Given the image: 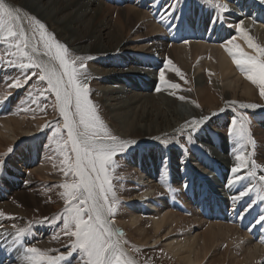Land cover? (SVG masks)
Here are the masks:
<instances>
[{"label":"rangeland","instance_id":"rangeland-1","mask_svg":"<svg viewBox=\"0 0 264 264\" xmlns=\"http://www.w3.org/2000/svg\"><path fill=\"white\" fill-rule=\"evenodd\" d=\"M98 1L120 10L126 7L137 8L145 12L147 17H155L154 11H151V7H149L150 2L148 0H143L140 3H138V0ZM177 1L179 15L184 14L186 3L193 8H199L203 5L206 16L215 6V0L212 4L206 3L205 0ZM227 2V0H219L221 4ZM260 7L264 8V5H260ZM19 8L21 9L20 15L23 25L27 28V36L29 38L35 36L32 43L39 50L43 51V46L39 43V29L33 17L46 26L45 32L51 34L50 38L53 42L63 43L73 58H83L82 62L85 64L83 71L87 73V83L90 89L89 98L96 106L97 115L106 126V129L119 138L138 142L136 147L127 149L120 156L114 157L116 165L109 168L108 174L112 192L115 193L114 201L111 196L109 197L110 201L115 204V212L109 219L112 223L116 219L123 221L124 224L117 225L118 238L123 247L131 250L140 264L182 263H178L173 259L165 249L164 243L166 240L164 239L171 236L172 233L168 232V227H165L159 234L153 232L151 217L143 202H139L144 207L137 218L136 225L129 223V215L132 214V206L135 203L129 196L137 193L143 194L145 188H151L154 190L152 198L145 197L156 208L151 213L158 214L167 210L184 217L203 215L202 217H206L205 219L214 221L211 214H207L205 211L206 201L209 198H206L203 192L196 191V189L194 194L189 192L192 189V183L185 181V170L193 171L195 178L200 177V180L211 179L217 188L216 194L220 195L224 201H228L231 196H238L241 191L251 188V191L242 197L243 201L235 202V205L238 208H243L245 204L249 205V203L255 201L250 211L255 215H264V199H262L264 197V190H262L264 189V182L259 180V177L264 175V162L259 149H257L258 144L256 143L253 149L250 148L251 137L249 134L251 130H260L264 126V121H257L246 110V107H241V105L250 103L264 105V98L260 96L257 85L250 81L253 92L251 97L233 98L235 103L232 102L230 107L233 108L234 113L228 110L216 113L195 133L191 132L185 124L178 123L177 126L166 128L161 133L167 136V140L170 141L164 139L159 142L150 141L153 135L144 132H151L146 127L139 133L133 132L120 135L117 130L119 125L111 118V113L106 107L108 103L114 104L115 101L103 102L101 100L103 88L112 86L114 90H117L122 87L124 91L122 96L131 95L140 92V90L136 86L134 88L128 86L124 78L109 83L106 76L96 73L97 70L134 68L129 62L124 64L123 50L136 55L140 51L138 49L143 41L147 42V47L161 45L155 47L156 57L159 58L155 67L156 79L151 84L153 87L147 90L148 92L146 91L145 96L157 100V89L166 85L170 89L169 93L173 101L193 103L204 112L208 107L201 105L195 94V79L200 73H196L194 67L199 59H193L190 52L187 56L180 55L190 65L188 69L182 65L180 59H174L173 56L169 55L168 49L172 45H179L181 41L169 39V31L164 25L157 35L153 36L140 28L137 36H127L125 42H122L116 49L110 48L107 51L98 53L81 52L77 48L78 45L71 42V40L68 41L67 38L65 39L56 31L55 25L47 19L40 17L24 5L19 4ZM113 16H107L110 23L114 19ZM219 20L221 21V17H219ZM255 23L249 15L240 18L238 24H240L244 34L241 35L240 32L239 34L243 36L244 40H246L245 36L250 37L253 43L264 48L262 41L254 34ZM83 35L86 34L83 33ZM104 35L106 36V34ZM84 37L79 39L81 44L88 41L87 37ZM230 40H225V48L232 50V54H230L232 59H234V56L240 58L241 52L248 56L259 57L258 48L253 49L247 40L249 50L238 43L235 46L233 43L236 42L231 41L229 43ZM184 43L187 48L191 47L190 40H186ZM21 48H23V44H21ZM25 52L26 55L20 54L15 46V41H0V128L2 127V121L5 120L20 123V125H17L19 128L15 129L16 134L20 135L18 142L4 140L0 144V159L4 160L3 166L0 167V213H2L0 215V225L3 226L0 231L3 230L5 232L2 231L4 236L14 242L12 225L26 227L29 231L21 238L20 243H17L22 247L23 252L27 247H36L42 251L46 250L49 255L53 256L60 253L66 254L70 250L71 241L63 231L64 189L60 185L71 182L72 177L71 175H65L64 154L59 148V145H62L66 140V131L62 128L63 118L58 113L54 94L47 91L46 81H40L38 75L35 74L39 69L21 67V65L30 62L28 56H33L29 49H25ZM88 57H91V59H87ZM79 63L81 61H76L77 65ZM243 67L247 68V66ZM177 69L180 72L179 75ZM236 69L245 81H249L246 78V75H248L246 71H242L241 67L237 65ZM201 71V74H204L203 80H205L207 86L210 85L211 80L217 79L216 73L209 71L206 67H203ZM161 72H163L164 79L160 78ZM17 79L26 82L19 88H13L12 85ZM172 84H176L178 87L174 89ZM7 93L9 95L5 98ZM181 96L185 99L181 100ZM223 101L221 99L218 101V110L223 106ZM233 120H236L237 128L243 126L244 133L242 137L237 134H229L228 128ZM142 122L149 123L146 119H143ZM112 123L116 125L114 126ZM182 125H185V130L178 132L177 130ZM58 126L61 130L56 132ZM20 130H28L29 132L20 134ZM218 139H221L223 143L221 148ZM9 148L13 149L11 153L8 152ZM16 149L35 150L39 153V160L23 166V170H15L14 152ZM240 153H243L248 160V168L241 173L246 178L237 181L231 173V168L236 163L235 156ZM253 164H255V167H253ZM248 172H252L254 175H248ZM142 174H146L150 182L141 185L138 178ZM230 179L232 180L231 184L229 183ZM204 183L200 185L201 189H203ZM185 184H187V188L184 187ZM44 207H48V209L44 210ZM229 218V223L232 224L235 217ZM41 220H46V222L40 223ZM243 225L246 226L247 230H251L247 223ZM205 226L206 220H203L201 225L193 228L194 234L198 235L199 242ZM176 230L177 237L183 238L186 233L185 229L178 226ZM243 231L245 230L243 229ZM159 235H161V238H159ZM255 235L257 236V234ZM140 238L144 240L139 241ZM219 250L221 257L224 253V246H221ZM25 254L27 255V253ZM117 255H121V252H117ZM82 257L83 253L75 252L70 258L71 264H83ZM121 260L128 261L124 254L121 255ZM11 264L17 263L12 261ZM62 264H67V262H62ZM224 264H227V262Z\"/></svg>","mask_w":264,"mask_h":264},{"label":"bare ground","instance_id":"bare-ground-1","mask_svg":"<svg viewBox=\"0 0 264 264\" xmlns=\"http://www.w3.org/2000/svg\"><path fill=\"white\" fill-rule=\"evenodd\" d=\"M142 1L138 0V3ZM227 1L226 4L229 11L220 13L214 6L213 10L206 16L203 11V5L199 8H193L186 3L184 14L179 15L177 0H148L151 11L155 13V17H152L153 19L147 17L145 12L137 8L115 9L104 5L98 0H6V3L13 8H19V4L24 5L40 17L47 19L55 25L56 31L64 36L65 39L71 40V42L78 45L77 48L81 52L87 53L104 52L110 48L116 49L122 42H125L127 36H137L140 28H143L147 34L153 36L157 35L163 25L166 26L169 31V39L181 41L179 45H172L168 49L169 55L173 56L174 59H180L179 61H181L182 65L187 68L190 65L180 55L187 56L188 52H190L193 59H199L194 67V71L198 74L200 73L195 79V94L201 105L208 107L204 112L193 103L173 101L170 97V89L166 85L157 89V100H152L145 96L146 91L153 87L151 84L156 79L155 67L159 58L156 57L155 47L161 45H150L147 47V42L143 41L141 45L139 44L138 50L140 51L136 55L123 50L124 64L129 62L134 68L126 70L106 68L96 72L106 76L109 83L124 78L128 86L133 88L136 86L140 90V92L122 96L124 92L122 87L117 90H114L112 86L103 88L101 100L103 102L115 101L114 104L108 103L106 107L111 113V118L119 125L117 128L119 134L139 133L146 127L151 132H144L150 133L151 136L153 135L150 141L159 142L162 139L170 141L167 140V136L161 134L166 128L177 126L178 123L186 125V122L190 123L194 118L199 119L202 116H207L211 119L216 113H221V109L234 113L233 108L230 107L233 98H243V96L244 98H249L253 94L251 82L245 81L237 71L230 53L225 48V40L231 39L230 41L236 42L233 43L235 46L238 43L249 50V45L236 28L240 18L249 15L256 22L254 34L257 35L264 45V8L260 7V5H264V0ZM173 5L175 6V12L173 17L169 18L168 13L172 11ZM108 15H114L112 23L107 19ZM219 17H221V21ZM214 19L215 23H213ZM83 33L86 35H83ZM84 36L87 37L88 41L85 44H81L79 39L85 38ZM186 40L191 41L190 48H187L184 43ZM32 45L34 44L32 43ZM28 49L31 51V47ZM38 51L43 53L39 49ZM32 54L33 56L36 55L35 53ZM37 58L41 62H48V57L42 54ZM203 67L216 73L217 79L211 80L209 86L203 80L204 74H201ZM8 95L7 93L5 98ZM220 99L225 101H223L221 109L218 110L217 103ZM1 104L3 105V103ZM251 104L254 103L247 105ZM255 105V108L246 107V110L257 121H264V105ZM60 117L62 116L60 115ZM143 119H146L149 123H143ZM129 120L130 122L128 123ZM131 120H133V124ZM116 124L113 125L115 126ZM17 125H20V123H14L11 120L2 121L0 144L4 140L18 142L20 135L18 136L15 131V129L19 128ZM130 127L131 129L129 130ZM20 131V134L29 132L28 130ZM249 134L251 137L250 148L253 149L257 143V149H259L264 162V126L260 130L249 131ZM120 139L126 140L122 137ZM135 142L128 149L136 147L138 142ZM218 144L220 148L223 147L221 139H218ZM38 160L39 153L35 150L16 149L14 152L15 170H23V166ZM138 179L141 185L147 184L148 181L150 182L146 174L140 175ZM185 181L192 183V189L189 190L190 193L194 194L196 189V191L203 192L206 198H209L206 201L205 211L207 214H211L214 221L205 219L206 217H202L203 215H198L199 217H184L167 210L158 214L151 213L156 208L145 197L152 198L154 190L145 188L143 194L137 193L129 196L131 200L135 201L132 206V214L129 215V223L136 225L137 218L144 207L139 202H143L147 208L146 211L151 217L153 232L159 234L165 227H168V232L172 233L171 236L164 239L166 240L164 245L166 251L178 263L203 264L206 262L207 264H214L218 262L217 264H224L227 262V264H264V223H257L261 215H255L250 211L251 207L249 205L253 203L245 204L243 208H238L235 202L243 201L242 198L231 201L234 197L231 196L228 201L222 200L220 195L216 194L217 188L211 179L204 181L200 180V177L195 178L191 170H185ZM202 183H204L203 189L200 188ZM44 208V210L48 209V207ZM246 209L247 211H245ZM241 215H243V219H241ZM232 216L235 218L233 223L230 224L229 217ZM203 220H206V226L201 233L199 242L198 235L194 234L193 228L201 225ZM245 223L251 227V230L246 229V226L243 225ZM118 224L124 223L122 220L116 219L114 223H111V229L115 233L113 240L120 242L116 233ZM178 226L186 231L185 234L182 232L184 234L183 238L176 235ZM2 231H0V264H11L12 261L17 264H26L24 261L26 254L22 251V247L8 240L4 236L5 232L3 231V233ZM159 238H161V235H159ZM142 239L138 240L141 241ZM221 246H224V253L220 257L219 249ZM120 252L124 254L128 261H131V264H140L131 250L123 247L121 242Z\"/></svg>","mask_w":264,"mask_h":264},{"label":"snow or ice","instance_id":"snow-or-ice-1","mask_svg":"<svg viewBox=\"0 0 264 264\" xmlns=\"http://www.w3.org/2000/svg\"><path fill=\"white\" fill-rule=\"evenodd\" d=\"M205 2L212 4L214 0H205ZM215 8L220 13L229 11L228 5L219 3V0H215ZM20 12V8H13L6 3V0H0V41H15V46L21 55H26L25 49L29 47L32 53L36 54L28 56L30 62L21 67L39 69L35 74L38 75L40 81H46L47 91L55 96L56 107L63 118L62 128L66 131V140L59 145V148L64 154L65 175L72 177L71 182L60 185L64 189L63 231L71 241L70 250L66 254L60 253L53 256L49 255L46 250L27 247L24 249V253H27L24 261L26 264H62V262L71 264L70 258L79 251L83 253V264H131V261L121 260L122 253L117 255L120 251V242L113 240L115 233L111 229L109 217L115 212V204L110 201L109 197L111 196L114 201L115 193L112 192L108 172L110 167L116 165L114 157L120 156L136 142L122 140L109 132L97 115L96 106L89 98L90 89L87 83V73L83 71L85 69L83 58H73L63 43L53 42L50 38L51 34L45 32L46 26L33 17L39 29V43L43 46V53H40L37 46L32 45L35 36L27 38ZM174 12L175 6L173 5L172 11L168 13L169 18L173 17ZM236 28L241 35L244 34L240 24H237ZM245 39L253 49L258 48L260 55L259 57L248 56L241 52L240 58L234 56L233 63L248 73L246 78L259 87L260 96L264 98V48L253 43L250 37L245 36ZM227 51L232 54L231 49ZM41 54L48 57V62L38 60L37 57ZM78 60L81 61L79 65L76 64ZM177 74H180L178 69ZM160 78L164 79L163 72ZM25 82L17 79L12 87L19 88ZM177 87L178 85L172 84V88ZM180 99L185 98L181 96ZM241 107L255 108L256 105H241ZM209 119L210 117L207 116L194 118L190 123L186 122V126L195 133ZM236 124V120H233L228 132L230 135L237 134L242 137L243 126L237 128ZM60 130L58 126L55 131ZM184 130L185 125H182L177 131L183 132ZM12 151V148L8 149L9 153ZM235 161L231 173L239 181L246 178L241 173L248 168V160L243 153H240L235 156ZM3 164L4 160L0 159V167ZM248 175H254V173L248 172ZM259 180L264 182V175H261ZM229 183H232L231 179ZM184 187L187 188V184ZM250 191L251 188L245 189L233 199L239 200ZM251 206L250 204L249 207ZM44 222L46 220L40 221V223ZM257 223H264V215L259 216ZM2 227L0 225V229ZM12 228L15 243H20L21 238L29 231L28 228L18 227L15 224Z\"/></svg>","mask_w":264,"mask_h":264},{"label":"water","instance_id":"water-1","mask_svg":"<svg viewBox=\"0 0 264 264\" xmlns=\"http://www.w3.org/2000/svg\"><path fill=\"white\" fill-rule=\"evenodd\" d=\"M112 223V222H111ZM116 233H118V231H116Z\"/></svg>","mask_w":264,"mask_h":264}]
</instances>
